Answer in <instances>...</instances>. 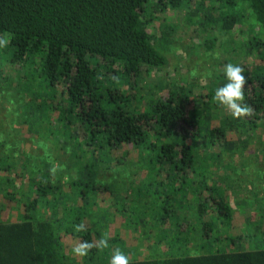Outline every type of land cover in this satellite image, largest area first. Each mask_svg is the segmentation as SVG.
I'll return each instance as SVG.
<instances>
[{"label":"trees","instance_id":"trees-1","mask_svg":"<svg viewBox=\"0 0 264 264\" xmlns=\"http://www.w3.org/2000/svg\"><path fill=\"white\" fill-rule=\"evenodd\" d=\"M149 1L0 0V39L7 41L1 46L4 65L0 80L6 85L0 87V98L10 99L0 109V177L7 187L0 186V264H110L111 248L101 261H94L100 243L88 225L91 221L87 215L82 219L81 215H71L70 203L64 200L68 196L56 193L71 192L72 184L113 182L116 178L103 176L119 172L153 174L156 182H178L175 188L186 193L182 198L191 214L205 220L207 230H202L201 237H209L208 231L216 223L219 227L225 224L231 234L235 233L234 225L239 223L232 218L224 185L227 165L232 162L223 152L234 146L227 138L229 130L237 134L243 149L255 137L264 138V134L258 135V129L264 126V39L257 41L263 45L262 50L257 45L255 53L252 47L245 49L243 58L252 57L251 62L244 63L241 57L238 61L233 58L237 61L233 63L227 59V64L244 69L245 99L241 103L249 108L248 114L236 118L229 112L216 118L212 104L220 87V74L214 79V88L207 92H203L205 87L197 91L193 89L196 86L171 82L164 94L151 93L137 107L133 103L141 96L131 89L168 63L155 46L156 38L162 39L166 32L160 30L162 37H154L143 17ZM188 1L153 2L179 9L188 6ZM204 1L199 0V7L204 8ZM219 1L223 8L246 1L264 34V0ZM199 7L192 11L202 9ZM238 26L244 25L239 24L236 14L223 17L221 27L231 36ZM95 59L99 61L95 63ZM5 66L18 74L14 88L12 74L3 71ZM227 82L225 77L224 84ZM5 91L9 95L4 97ZM201 105L209 115L199 109ZM133 152H137V158ZM71 170L75 177L69 179ZM220 176L224 177L221 181ZM11 178L14 182L9 186ZM218 182L223 188L217 187ZM193 183L197 184L190 187ZM105 201L107 207L114 204ZM3 205L9 208L6 213L15 211V217L21 210V217L6 220L1 216ZM208 214L213 220L207 219ZM166 222L161 221L157 232L154 228L150 231L155 234L152 237L139 235L141 247L133 235L137 245L127 240L133 250L118 248L127 256L128 264H264V248L222 249L219 246L225 247L222 242L227 236L221 234L210 239L217 246L210 252L194 250L206 243L189 237L183 238L184 251L177 252L174 240L157 238V233L167 227ZM53 223L61 225L56 231L60 246H64L62 235L73 238L69 254L65 246L64 251L56 248ZM77 223L85 228L79 230ZM110 239V246L117 247V240L119 244L122 241L117 233ZM84 242L92 247L85 255L75 253L73 250ZM156 242L158 252L150 250ZM140 248L145 253L138 256L139 251L134 250ZM71 258L78 263L69 262Z\"/></svg>","mask_w":264,"mask_h":264},{"label":"rangeland","instance_id":"rangeland-1","mask_svg":"<svg viewBox=\"0 0 264 264\" xmlns=\"http://www.w3.org/2000/svg\"><path fill=\"white\" fill-rule=\"evenodd\" d=\"M153 1L148 2L149 6L143 17L144 20H148L147 28L154 37L160 35V30L166 32L165 37L160 35L162 39L156 38L155 46L168 59V63L167 67L161 71H151L139 81V85L131 89L132 92L137 91V94L141 96L139 102L136 99L133 103L137 107L140 103L144 104L147 96L151 93H154V96L159 93L164 94L168 86H172L171 82L173 85L179 86L186 84L190 88L196 86L193 89L197 91L200 87L203 89L205 87L203 92H207L210 87L214 88L216 85L214 79L220 74L219 84L221 87L224 84V68L227 65V59H231L230 62L233 63L241 57L242 62H251L252 57L243 58L245 49L248 46L252 47V52L255 53L256 45L259 46V50L263 48V45L257 41L264 39V34L254 21L246 1H240L234 7L225 6L223 8L219 0H205L204 2L207 4L205 3L204 8H202V6L199 7V0H189L188 6L181 5L182 7L179 9L163 8L162 5ZM195 7L202 9H198L196 12L192 11ZM229 13L236 14L239 18V24L244 25L242 28L240 26L234 27L233 36L221 27L223 17ZM2 54L3 51L0 46L1 69L4 65L1 62ZM233 58L237 61H233ZM98 61L99 59H95V63ZM240 67L243 69L242 66ZM14 70L7 66L3 68L5 74H12V88L16 85V76L18 75ZM3 85L5 86L6 82L0 80V87L4 88ZM7 95L9 94L5 91L4 97ZM8 97L0 98V109H3L4 105L10 102ZM197 100L200 101L198 97ZM217 101L216 99L215 103L212 104V110L215 106L216 118L231 112L226 105ZM203 106H199V109L205 111L206 116L209 115V110L205 108L203 110ZM263 134L264 126L262 130L258 129V135ZM236 137L237 134L229 130L227 138L232 139L235 147L227 149V153L223 152L224 158L232 162L230 167L227 165L226 184L224 185L227 186V202L233 211L232 218L235 219L236 223H239L233 228L236 236L231 234L229 227H226L225 224L219 227V223H216V226L208 231L209 237L206 239L203 237L205 235L201 237L202 230H207L203 223L205 220L200 219L198 215L191 214V210L184 204L185 199L182 198L185 197L186 193L182 191L183 189L175 188L179 183L173 184L166 180L156 182L152 180L153 174L141 176L124 172L120 174L119 172L117 175L103 176L104 179L116 178L113 182L101 181L93 186H85L83 183L72 184L71 192L59 191L56 195L66 194L68 196L64 200L70 203L68 208L71 210V215H81V219L82 216L87 215L86 218L90 219L89 222L91 221V223L88 225H91L92 232L98 235L100 243L95 251V263L101 261L102 256L104 257L110 248L111 251L108 254L112 253V257L118 248L133 250L134 247L131 248L130 244L135 243V240L137 243L140 239L139 235L142 237L144 234L149 235L153 228L155 229L154 233L157 232L156 229L159 230L158 225L164 219L167 221V227L157 233L159 235L157 238H165V242H168L169 239L174 240L176 247H178L177 252L184 251L183 238L187 237L206 243V245L202 244L200 247L194 248L197 252H210L217 247L210 239L212 236L217 238L219 234L227 236V239L222 242L225 247L219 246L222 249L235 251L264 248V150L262 149L264 138L255 137L251 142H247V146L243 149L242 143ZM246 139L250 141L249 136ZM237 146L239 148L235 149ZM124 150L128 151L127 149ZM120 153L121 150L117 152V154ZM136 155H138L137 152L132 153L134 158H137ZM206 176L210 179L209 175ZM73 177H75V171L71 170V174L69 173L67 178L72 179ZM2 178L3 176L0 177V186L6 189V183L2 181ZM223 178L220 176V181ZM11 179L8 183L9 186H12L14 182ZM148 179L151 180L148 181ZM67 183L69 185L70 180ZM196 184L193 183L190 187H194ZM16 185L20 188V184L16 182ZM217 187L223 188V185L218 182ZM81 194L83 195L81 196ZM105 200H111L114 203L113 206L107 207ZM100 201H103L101 207ZM74 206L76 208L72 212ZM8 210L7 205H3L1 216L6 220L21 217V210L16 217L15 211L6 213ZM87 211L89 214H86ZM161 216H164L162 220ZM207 219L211 221L213 216L208 214ZM185 223H187L185 225L188 227L187 230L184 229L185 226L182 228ZM59 226L61 225L53 223V228L56 229L55 246L63 251L65 246L66 254H69L74 240L70 236L62 235L60 240L64 246H60L59 236L56 234ZM75 226L79 230L85 228L79 223ZM177 228H179V232H177ZM116 233L122 241L119 244L117 240V247L113 244L110 246L112 242L110 237ZM154 233L152 234L155 235ZM152 234L149 237H152ZM133 235L135 240L132 239ZM127 240L130 244H127ZM123 241L127 244L126 246H124ZM140 242L139 246L143 245ZM136 243L134 245H137ZM150 250L158 252V243L152 244ZM134 251H139L138 256L145 253L144 248ZM77 261L73 258L69 259L71 263H78ZM83 261L85 260L83 259Z\"/></svg>","mask_w":264,"mask_h":264},{"label":"clouds","instance_id":"clouds-1","mask_svg":"<svg viewBox=\"0 0 264 264\" xmlns=\"http://www.w3.org/2000/svg\"><path fill=\"white\" fill-rule=\"evenodd\" d=\"M6 43V40L0 39V46ZM243 73L244 69L240 66L231 63L227 64L224 68V75L228 82L215 90V98L221 104L226 105L231 110L233 117L236 118L246 115L250 111L246 105L241 103L245 99L246 76ZM91 247V244L84 242L73 251L79 255H85ZM110 264H128V258L125 254L116 250Z\"/></svg>","mask_w":264,"mask_h":264}]
</instances>
